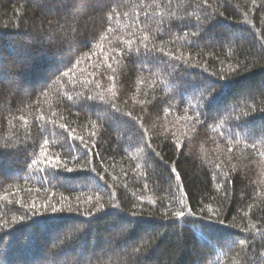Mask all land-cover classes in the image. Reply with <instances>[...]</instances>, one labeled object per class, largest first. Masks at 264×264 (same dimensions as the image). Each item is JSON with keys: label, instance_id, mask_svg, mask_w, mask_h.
<instances>
[{"label": "trees", "instance_id": "obj_1", "mask_svg": "<svg viewBox=\"0 0 264 264\" xmlns=\"http://www.w3.org/2000/svg\"><path fill=\"white\" fill-rule=\"evenodd\" d=\"M253 224L264 0H0V264H246Z\"/></svg>", "mask_w": 264, "mask_h": 264}, {"label": "snow or ice", "instance_id": "obj_2", "mask_svg": "<svg viewBox=\"0 0 264 264\" xmlns=\"http://www.w3.org/2000/svg\"><path fill=\"white\" fill-rule=\"evenodd\" d=\"M203 3H204V4H207V0H203ZM253 3L255 4V0H253ZM153 6H155V5H153ZM146 15H150V13H146ZM197 20H199L198 17H197ZM168 27H169V30H170L171 27H172V25L170 24ZM201 27H203V25H201ZM193 35H197V34H196V33H193ZM45 38H46V39H54L55 37H53V36H49V37H45ZM61 39L63 40L64 37L62 36ZM101 39L103 40L104 37H102ZM144 39L147 40V35H145ZM66 42L71 43L72 41H66ZM126 43L130 45V44H132V40H131V39H128V40L126 41ZM96 47L99 49V48H102L103 45H102V44H97ZM144 48H145V49H148V45H147V43L144 44ZM137 51H139V50L137 49ZM151 51H156L155 46L153 47V49H151ZM159 51H160V52H164V49H163V48H160ZM167 55H168V56H172L173 59H179L178 57H175L174 54L171 53V52L167 53ZM68 74H69L68 72H64V73H63L64 76H68ZM45 95H47V93H45ZM68 99H72V98H71V97H68ZM101 99H103V97H101ZM113 106H114V105H113ZM129 115H130V114H129ZM193 124H194V125H195V124H203V122L200 121V119H199V115H197V117L193 119ZM61 127L67 129L68 126H67V125H62ZM194 130H195V129H194ZM94 134H95V133H93V135H94ZM73 138H74V139H79V140L83 143V137H76V136L73 135ZM43 144L46 146V145L48 144V141L45 140V141L43 142ZM177 146H179V147H181V148L184 147L180 142H177ZM83 147H84V149H85V155L87 156L88 152L90 151V149H89V145H88V144H83ZM251 147H252L253 149H255L256 145L253 144V145H251ZM230 151H231V150H230ZM157 155H158V154H157ZM40 157H41L42 159H34V160L32 161V163H33V164L44 163V164H46L47 166H50V167H53V168L59 167V165H60V159H59V157L49 158L48 155H47V148L44 147V146H42V147L40 148ZM136 167L139 168L140 165L137 164ZM216 167L219 168L220 166H219V165H216ZM169 169H170V172H171V174H172V177H174L177 181H180V184H182V179H181V176H180V172H179L176 168L172 167V165H169ZM67 171H74V169L68 168ZM225 176L227 177L228 174L225 173ZM179 186H180V185L178 184V187H179ZM77 199H79V198H77ZM91 199H92V197L89 196V197H88V200L91 201ZM97 201H99V197H97ZM181 203H182V201H181ZM25 207H30L31 209L35 210V207H36V206H35V204L33 203V204H31V205H25ZM42 207L47 208V207H49V205H48V204H45V205H42ZM112 207H114V208H118L119 205H118V204H116V205H112ZM184 208H186L187 210H186V211H185V210H175V211H173V212H172V217L175 218V219H177V220H182V219H184L185 217H187V216H192V215L194 214V213L192 212L191 208H188L186 205H184ZM104 209H105V205H104L103 203H98V206L95 208V212L98 213V212H101V211L104 210ZM51 211H52L53 213H55V212H63V211H64V208H63V207H61V208H57L55 205H51ZM68 211L71 212V211H73V209H72L71 207H68ZM209 211L212 212V209H209ZM249 211H251V206H249ZM33 215H35V211H33ZM85 215H89V216H91V215H93V213H92V212H86ZM215 215H216V213L213 212V216H215ZM166 218H167V217H166ZM202 218H203V217H202ZM19 219H20V220H23L24 217L21 216ZM203 219H205V218H203ZM206 219H207L208 221H212V217H207ZM216 222L224 223L223 220H219V221H216ZM5 225H7V222H5ZM243 230H244V231H247V232H255V233H257V234H260L261 236H264V232H262L261 229H260V228H257L256 225H254V224H253L250 228H246V229H243ZM245 243H246L245 241H240V242H239L240 246L245 245ZM135 251H136V252H139L140 249H139V248H138V249H135ZM128 264H131V262H128ZM246 264H264V256H260V255L258 254V255H257V258H256L255 260H253V261H246Z\"/></svg>", "mask_w": 264, "mask_h": 264}]
</instances>
